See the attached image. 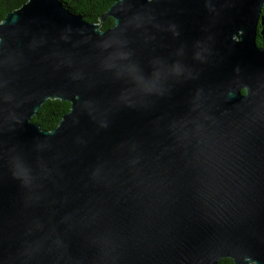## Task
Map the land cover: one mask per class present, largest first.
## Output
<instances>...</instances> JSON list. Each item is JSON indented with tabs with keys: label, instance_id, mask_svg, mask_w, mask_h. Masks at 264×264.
<instances>
[{
	"label": "water",
	"instance_id": "95a60500",
	"mask_svg": "<svg viewBox=\"0 0 264 264\" xmlns=\"http://www.w3.org/2000/svg\"><path fill=\"white\" fill-rule=\"evenodd\" d=\"M263 7L117 0L98 24L60 0L8 13L0 264H264ZM129 64L161 69L159 88ZM48 100L70 104L52 131L32 121Z\"/></svg>",
	"mask_w": 264,
	"mask_h": 264
},
{
	"label": "trees",
	"instance_id": "16d2710c",
	"mask_svg": "<svg viewBox=\"0 0 264 264\" xmlns=\"http://www.w3.org/2000/svg\"><path fill=\"white\" fill-rule=\"evenodd\" d=\"M28 0H0V21H2L8 13L21 8ZM64 6L71 12L82 15L86 21L98 24L100 17L117 0H60ZM114 26V20L109 18L101 24L102 30H107ZM257 45L264 48V7L259 24V34L256 40ZM70 110V104L60 100H48L33 117L32 121L40 125L41 129L54 130L63 116ZM219 264H233L230 259H222Z\"/></svg>",
	"mask_w": 264,
	"mask_h": 264
},
{
	"label": "snow or ice",
	"instance_id": "6c2138e0",
	"mask_svg": "<svg viewBox=\"0 0 264 264\" xmlns=\"http://www.w3.org/2000/svg\"><path fill=\"white\" fill-rule=\"evenodd\" d=\"M161 74H162V70L157 69L155 72V78L152 80H148L141 75L139 69L134 64H129L127 70V78H129L130 80H134L138 87L146 91H152L154 89L159 88L161 82L160 81ZM118 75H123V74H118ZM16 167L18 169V174L23 175L25 169L23 167V162L21 160L17 161Z\"/></svg>",
	"mask_w": 264,
	"mask_h": 264
}]
</instances>
